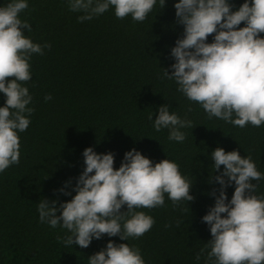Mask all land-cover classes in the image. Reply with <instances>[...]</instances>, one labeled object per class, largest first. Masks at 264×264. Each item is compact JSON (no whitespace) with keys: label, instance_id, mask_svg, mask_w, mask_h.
Listing matches in <instances>:
<instances>
[{"label":"trees","instance_id":"obj_1","mask_svg":"<svg viewBox=\"0 0 264 264\" xmlns=\"http://www.w3.org/2000/svg\"><path fill=\"white\" fill-rule=\"evenodd\" d=\"M10 2L0 0V7ZM176 2L165 0L162 8L156 0L142 22L131 15L118 19L114 6L80 22L83 13L71 11L69 0H27L28 8L18 14L32 28L24 30V35L51 48H44L42 55L33 54L29 61L31 79L25 86L32 96L28 107L34 111L27 130H17L19 164L0 172V264H89V257L109 240L138 248L145 264H206L210 248L205 246L212 237L202 217L215 204L211 193L215 190L218 195L220 188L210 180L219 174L214 172L211 153L217 147L238 150L242 157L250 156L264 175V123L241 128L209 118L199 103L178 91L175 80L164 76L165 69L174 71L171 49L184 35V26L175 16ZM229 3L235 11L244 0ZM243 26L241 22L237 27ZM213 37L207 42H213ZM49 94L52 98L46 101ZM5 102L0 92V107ZM165 104L170 113L192 122L193 128L180 129L186 137L183 142L169 140V129L157 132L153 126L159 106ZM87 147L113 153L116 169L133 148L153 165L169 159L192 183L194 200L174 205L165 193L164 206L135 209L155 221L141 237L122 240L105 234L99 240L93 238L87 248L65 246L63 240L71 233L59 225L52 228L41 223L38 204L46 198L56 200L59 207L72 199L86 166L83 151ZM253 183L257 184L253 194L264 197V179ZM234 189V183L226 188L229 200ZM126 211L123 205L121 212ZM202 248L205 251L197 261Z\"/></svg>","mask_w":264,"mask_h":264},{"label":"clouds","instance_id":"obj_2","mask_svg":"<svg viewBox=\"0 0 264 264\" xmlns=\"http://www.w3.org/2000/svg\"><path fill=\"white\" fill-rule=\"evenodd\" d=\"M156 0H69V9L82 12L80 22L91 20L114 6L115 16L131 15L134 21H144ZM165 6V0H160ZM229 0H178L174 4L177 23L184 26L183 38L171 49L175 63L164 76L175 80L178 91L190 101L199 103L209 118L216 117L241 128L248 123L259 127L264 123V0H244L233 11ZM28 8L27 0H12L0 7V92L6 96L0 107V172L20 162L19 132L27 130L28 118L34 108L25 82L31 79L30 59L43 54L51 44L34 43L24 35L31 25L18 14ZM244 22L245 26L237 27ZM213 42L207 39L213 35ZM11 78V79H9ZM46 95L45 100H50ZM191 109H189L190 111ZM154 119L159 132L169 129V140L183 142L181 128L192 122L170 113L169 105H161ZM235 116V118H234ZM150 120L153 114H149ZM85 168L75 185V195L62 202L44 199L38 204L41 223L52 228L58 225L70 235L65 246L89 247L93 238L105 234L122 240L143 236L154 219L139 208L164 206L165 193L174 205L193 201L191 184L175 162L163 159L155 165L133 148L125 152L118 169L114 154L97 153L92 147L83 151ZM214 172L219 183L214 190L215 204L202 217L212 239L206 244V264H264V197L253 193L264 179L251 157H242L238 150L226 152L217 147L212 153ZM221 165L223 170L220 171ZM67 183V182H66ZM235 184L229 200L226 188ZM65 195H70L64 188ZM127 206L126 212L121 207ZM59 211V215L57 212ZM226 214V215H222ZM123 221V224H121ZM179 226V222H178ZM205 249L197 253L199 261ZM89 264H145L138 248L109 240L106 247L89 257Z\"/></svg>","mask_w":264,"mask_h":264}]
</instances>
